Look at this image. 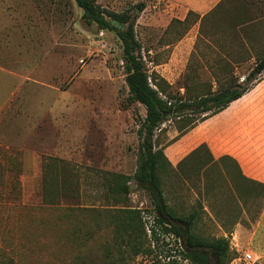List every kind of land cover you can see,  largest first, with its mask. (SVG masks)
I'll return each instance as SVG.
<instances>
[{"label": "rangeland", "instance_id": "obj_1", "mask_svg": "<svg viewBox=\"0 0 264 264\" xmlns=\"http://www.w3.org/2000/svg\"><path fill=\"white\" fill-rule=\"evenodd\" d=\"M95 1L115 11L145 3L136 32L149 73L183 100L216 89L218 76L245 83L264 56V0H222L205 12L193 8L200 0ZM125 76L117 33L87 23L76 0H0V264H102L104 247H113L109 210L117 208L140 211L149 249L126 248L119 264L182 260V239L158 224L162 213L132 179L146 109L128 101ZM199 117L167 119L157 144L167 148ZM201 143L208 149L177 166L186 151L162 173L167 203L179 214L197 212V234L227 238L231 264H259L236 230L256 221L264 189H252L230 154ZM44 184L52 199L63 195L59 206L43 204ZM247 252L253 259L245 261Z\"/></svg>", "mask_w": 264, "mask_h": 264}, {"label": "trees", "instance_id": "obj_2", "mask_svg": "<svg viewBox=\"0 0 264 264\" xmlns=\"http://www.w3.org/2000/svg\"><path fill=\"white\" fill-rule=\"evenodd\" d=\"M76 2L83 10V18L87 23H95L100 28L114 30L117 33L122 43L125 80L129 92L128 101L138 102L146 109V116L138 129L140 143L137 168L132 179L146 189L154 209L162 213L156 217L158 224L166 233L182 239L186 248V251L181 252V261L170 259L163 264H211L212 262L230 264L232 259L229 255L230 242L227 238H207L197 234L194 230L198 217L197 212L194 210L187 214H179L171 205H168L162 186V173L167 166L174 167L165 153L166 146L158 145L155 136L156 130L167 119L181 118L186 113H201V117L195 119L198 122L194 121L189 125L190 127L178 138L168 143L167 146H169L199 123L226 109L231 102L239 99L254 87L258 75L264 71V56L248 73L245 83H239L232 76H229L230 78L218 76L215 81L216 89H210L206 93L183 100L171 93L170 85L164 79L151 76L149 73L144 58V47L136 32L139 14L146 7L144 2L136 3L123 11L107 9L95 0H76ZM191 13L192 11L188 13L183 22L188 21ZM197 16L200 17L199 14ZM202 147L208 149L206 143H201L193 148L177 166L181 165L187 157L199 152ZM244 178L250 182L253 190H256V186L259 193L261 189H264V183ZM115 187L118 191V184ZM119 189L124 194L128 193L127 181L121 183ZM52 193L51 187L44 184L43 204L59 206L63 202V195L54 200L51 197ZM70 205L72 206H66L68 210H72L73 206H78V203ZM109 212L116 219L113 225V247L109 245L104 247L102 264H119V261H124V249L126 248H130L134 254L149 252L143 244L142 233L145 230L141 222L140 211L132 208H117ZM118 214L126 218L118 220ZM152 263L159 264V261L154 260Z\"/></svg>", "mask_w": 264, "mask_h": 264}, {"label": "crops", "instance_id": "obj_3", "mask_svg": "<svg viewBox=\"0 0 264 264\" xmlns=\"http://www.w3.org/2000/svg\"><path fill=\"white\" fill-rule=\"evenodd\" d=\"M222 2V0H200L193 8L205 12L213 5L217 7ZM232 60V62L236 61ZM255 108L264 115V81L261 78H258L249 92L231 102L226 109L199 123L178 142L168 146L165 149L168 158L176 163L186 151L192 150L201 142H207L216 156L230 154L240 163L245 176L264 183V150L261 145V142H264V129L258 128L264 121V116L256 112ZM222 141H226V145H221ZM226 149L227 151H222ZM237 234L240 240L242 236L244 237L240 244L247 245L246 248L253 250L259 257L258 263L264 264V203L251 227L239 228L236 230Z\"/></svg>", "mask_w": 264, "mask_h": 264}, {"label": "built area", "instance_id": "obj_4", "mask_svg": "<svg viewBox=\"0 0 264 264\" xmlns=\"http://www.w3.org/2000/svg\"><path fill=\"white\" fill-rule=\"evenodd\" d=\"M251 259H253V255L251 254V253H246L245 254V261H249V260H251Z\"/></svg>", "mask_w": 264, "mask_h": 264}]
</instances>
